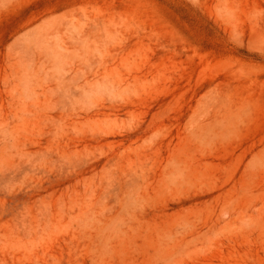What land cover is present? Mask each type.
Segmentation results:
<instances>
[{
  "label": "rangeland",
  "instance_id": "1",
  "mask_svg": "<svg viewBox=\"0 0 264 264\" xmlns=\"http://www.w3.org/2000/svg\"><path fill=\"white\" fill-rule=\"evenodd\" d=\"M0 264H264V0H0Z\"/></svg>",
  "mask_w": 264,
  "mask_h": 264
}]
</instances>
